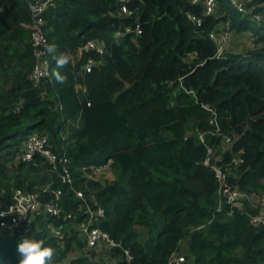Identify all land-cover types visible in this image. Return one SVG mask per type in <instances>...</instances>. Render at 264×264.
Wrapping results in <instances>:
<instances>
[{"label": "trees", "instance_id": "16d2710c", "mask_svg": "<svg viewBox=\"0 0 264 264\" xmlns=\"http://www.w3.org/2000/svg\"><path fill=\"white\" fill-rule=\"evenodd\" d=\"M35 1L0 0V205L15 188L49 185L61 190L63 213L38 219L29 233L0 230V264H19L18 244L29 237L56 249L54 264H167L173 252L183 253L185 264H264V228L250 221L257 209L246 202L231 215L227 207L216 211L217 181L203 164L210 148L215 165L231 167L228 183L264 196V23L228 0H216L206 16L190 0H53L41 14L42 31L57 47L47 51L49 80L35 87ZM252 4L264 14V0ZM188 14L200 16L201 25ZM218 24L249 32L253 46L217 58L209 33L222 30ZM126 26L131 32L117 35ZM90 40L102 53L87 48ZM60 56L67 57L62 67ZM216 127L218 134L210 133ZM31 133L66 155L71 184L41 154L21 158ZM106 164L112 182L87 178ZM50 197L48 191L44 199ZM87 206L103 210L94 225L119 246L82 251L76 227ZM48 224L70 231L53 236Z\"/></svg>", "mask_w": 264, "mask_h": 264}, {"label": "built area", "instance_id": "2783aa9c", "mask_svg": "<svg viewBox=\"0 0 264 264\" xmlns=\"http://www.w3.org/2000/svg\"><path fill=\"white\" fill-rule=\"evenodd\" d=\"M230 5L236 9L237 12L242 15L249 16L256 23H264V14L255 12V5L252 4V0H228ZM53 0H36L34 3H30L29 7L32 13V46L34 55V65L30 79L35 87H39L43 80H49V60L47 57L48 44L44 37L42 26V12L45 11ZM192 4L200 3L202 6V14L204 16L212 14L216 8V0H190ZM122 13L130 15L131 11L126 5L121 6ZM187 18L199 27L202 23V18L194 14H188ZM130 26L124 27L117 35L126 34L131 32ZM135 32L140 33L138 24L134 26ZM209 38L217 46L215 56L217 58H224L225 52L228 50V43L230 38V32L227 30L210 31ZM87 48L94 49L99 53H102L103 46L90 40L87 42ZM253 45V44H252ZM94 62L89 59L85 65V71H89L91 65ZM206 109H210L208 106H204ZM219 128L216 127L210 133L218 134ZM225 142L230 141V137L224 136ZM198 139L204 142V135L201 133L198 135ZM208 156L203 161L204 165H210L213 169L214 176L217 181V194L220 197L216 211L223 210L224 207L228 208V215H231L232 210H244L245 203L247 202L251 207L257 209V211L251 216L250 221L252 224L262 226L264 228V196L259 197L256 195H247L239 190L234 184L228 183L231 167L226 166L221 168L214 164L213 155L211 149L208 148ZM21 158L24 161H31L35 154H41L46 158L51 165V170L57 173L61 182L64 184H71L72 177L69 173L67 166L68 159L65 154L58 155L52 152L47 147V138L45 135L38 133H31L24 141ZM241 162V159L233 161L234 165ZM61 166V171L58 170V166ZM102 168L109 169L108 164L103 166H97L91 168V172L87 174V178L92 180H98L95 176L91 175ZM101 181V180H98ZM50 192L51 197L44 199V195ZM62 192L60 189H51L49 185L44 186L38 191L24 190L21 188H15L11 194V201L4 205H0V230L10 232H25L29 233L31 227L38 221V219L48 218L51 216H60L63 213V205L61 204ZM75 196L80 200L83 199L82 192L78 191ZM258 202L260 203L259 205ZM88 216L77 224L76 230L78 236L83 242L82 251L88 252L98 247H115L120 244L114 241L110 236L99 227L95 226L96 219L103 216V210L101 208L96 211L91 210L88 206L86 209ZM65 219H71L73 215L71 213L66 214ZM50 232L53 236H61L65 232H69V228L66 226L48 224ZM126 260L129 261L131 256L127 249L124 250ZM186 257L183 253L173 252L170 254L167 260V264H185Z\"/></svg>", "mask_w": 264, "mask_h": 264}, {"label": "clouds", "instance_id": "9594fccd", "mask_svg": "<svg viewBox=\"0 0 264 264\" xmlns=\"http://www.w3.org/2000/svg\"><path fill=\"white\" fill-rule=\"evenodd\" d=\"M56 45H49L47 51L55 53ZM67 57L60 56L57 58V66L62 67L66 64ZM53 75L60 81L64 77L58 72H53ZM18 255L20 256L19 264H54L56 249L51 244H46L43 238L29 237L23 239L17 247Z\"/></svg>", "mask_w": 264, "mask_h": 264}, {"label": "rangeland", "instance_id": "374dc122", "mask_svg": "<svg viewBox=\"0 0 264 264\" xmlns=\"http://www.w3.org/2000/svg\"><path fill=\"white\" fill-rule=\"evenodd\" d=\"M218 29H222V25L218 24ZM224 30V29H223ZM251 35L249 32H242L240 34H234L233 32H230V38L228 43V49L234 50L236 52L240 51L242 48L247 46H253L251 42ZM70 121L69 124L77 125L79 124V121L72 122ZM95 176L98 180H101L102 182H112L113 181V175L110 173L109 169L102 168L101 170L96 171L95 174H92ZM260 203L258 202L257 205Z\"/></svg>", "mask_w": 264, "mask_h": 264}]
</instances>
